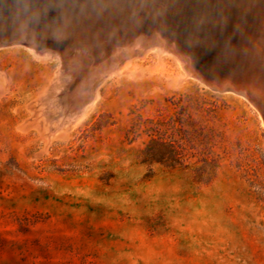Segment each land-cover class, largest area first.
<instances>
[{
	"label": "rangeland",
	"instance_id": "rangeland-1",
	"mask_svg": "<svg viewBox=\"0 0 264 264\" xmlns=\"http://www.w3.org/2000/svg\"><path fill=\"white\" fill-rule=\"evenodd\" d=\"M36 1L28 6L37 10ZM46 1L36 17L47 33L63 22L65 39L84 41L83 7ZM96 1L92 11L116 18L118 4ZM26 6L12 18L36 31ZM52 9L53 18L43 13ZM126 15L99 21V56L113 49L111 27H124ZM216 22L201 38L204 52L227 58L236 45L222 46ZM186 34L177 30L204 50ZM158 48L124 57L84 98L74 87L93 79L84 62L66 68L52 49L0 45V264H264V109ZM259 51L241 67L263 64ZM93 61L94 69L103 62Z\"/></svg>",
	"mask_w": 264,
	"mask_h": 264
},
{
	"label": "bare ground",
	"instance_id": "bare-ground-1",
	"mask_svg": "<svg viewBox=\"0 0 264 264\" xmlns=\"http://www.w3.org/2000/svg\"><path fill=\"white\" fill-rule=\"evenodd\" d=\"M29 1L30 0H0V45L23 43L30 48H33L36 52L40 51L42 54L52 49L58 52L59 56H63V65L66 68H73L74 65L77 66L81 62H84V64L88 66L86 70L90 72V76H92L89 79H93L89 81L87 80L84 87L81 82H77V84L74 85L76 90H79L80 88L82 89L84 98L89 94H93L91 88L96 79L101 78L105 73L115 74L119 62L124 57L135 53H142V51H145L148 48L158 46V53H175V58L179 63L185 64L187 67L188 74L201 78L213 86H223V88H228L245 94L251 101L264 109V63L259 64L258 62H262L260 59V61L257 62L258 65L241 67V62L244 59L248 60V62L249 60L251 62H256L255 59L257 60V57L260 54L259 49L264 48L260 46L261 43L255 44L256 42H252L254 39V37L252 39V36H255L256 33H260V36H264V0H188V3H185L184 6L180 5L178 0H112L115 4L120 6L118 10H114L116 18H109L106 16L107 14H101L99 10L100 8H98L99 12L97 13L92 11L91 8L96 7L94 5L97 2L96 0H75L81 7H83L79 20H85L89 23V26H86L88 35L84 41H79L77 38L74 41H71L72 39L70 41L65 39L64 37L69 33H65L66 30H64L63 33L61 32L62 29H65L63 22H60L55 28L54 36L49 35L45 30L42 20L36 17L38 9L44 8L45 10H48V1H36L37 10L28 6ZM22 2L24 4L27 3L26 11H32L31 9L36 11L32 16L38 19L36 23L40 28H37L36 31L38 30V33L42 37V39L38 40L42 43L41 47L34 41L35 32L32 33V31L30 32L32 34L29 35L26 21L22 22V25H20L19 21L12 18ZM11 7L13 11L10 10ZM55 12L57 13L56 9H52L49 12L43 11L47 17L49 16L52 18L56 15ZM60 12H62V14H60L62 17L66 15L63 8L60 9ZM126 14L128 15L129 20L127 23H123L124 27H121L122 24L117 23H119L120 20L122 21ZM105 19H117V23L111 27V31L114 33L116 40L111 51L99 56L97 52L92 50V45L100 32L99 21ZM45 20L48 22V18L45 17ZM216 21L221 23V25L219 23L220 31H217L220 32L222 46L227 49L232 45H236L235 49H233L227 58L222 55L221 58L216 57L217 59L214 58V56L211 57V54H206V45L203 47L205 40H202L201 38L210 33L209 31L206 35L205 29L209 27L211 23L214 24L213 22ZM104 22L106 23V21ZM17 27L22 28V30L25 29V33H20L18 29H15ZM12 29L15 30L12 32ZM88 29L92 33H90ZM177 30L180 33V36L184 35L186 32V35H188V38L186 37L187 40H189L190 43H193V45L194 43H198V45L204 50H196L198 51L197 54L195 50L190 48L191 46L189 47V45L182 40V38H177ZM74 34L75 32L73 35ZM45 37L54 40V44L60 42L64 44V46L57 48L54 45L46 44V41L44 40ZM247 37H249L247 41L248 44H244L250 49L247 48L245 50L243 49V46L240 45V40L242 41ZM228 39H230V41L227 43ZM73 43L76 45V51L74 53L70 47ZM156 43H159V45H156ZM211 48L209 49L211 50ZM263 57L261 58L263 59ZM75 59L77 60L75 61ZM93 60H95V65L103 62L100 67L94 69L90 66V63ZM211 61H213V63H211ZM69 63H71V65H69ZM215 66H227L228 69L223 70L219 75V73L216 72L218 69L215 70L214 68ZM232 66H234V68L237 66L236 70L234 68L230 70ZM85 74H87V72ZM227 78L231 80V83L228 81L230 84H225L224 86L223 81ZM81 95L82 94H80V96ZM75 98L77 99V96H75Z\"/></svg>",
	"mask_w": 264,
	"mask_h": 264
},
{
	"label": "water",
	"instance_id": "water-1",
	"mask_svg": "<svg viewBox=\"0 0 264 264\" xmlns=\"http://www.w3.org/2000/svg\"><path fill=\"white\" fill-rule=\"evenodd\" d=\"M15 29H18L19 31H20V33H23L24 32V30H22V28H19V27H17V28H15ZM15 29H12V32L15 30ZM29 29V35L30 34H32V33H34V41L37 43V45L38 46H42V43L40 42V41H38L39 39H42V37L40 36V34L37 32V31H35V30H33L32 28H28ZM33 31V32H32ZM27 32V31H26ZM30 32H32V33H30ZM25 33V32H24ZM44 40L46 41V44H51V45H54L55 47H57V48H60L61 47V44L62 43H60V42H58L57 44H54V40H51V39H49V38H44Z\"/></svg>",
	"mask_w": 264,
	"mask_h": 264
},
{
	"label": "trees",
	"instance_id": "trees-1",
	"mask_svg": "<svg viewBox=\"0 0 264 264\" xmlns=\"http://www.w3.org/2000/svg\"><path fill=\"white\" fill-rule=\"evenodd\" d=\"M151 143H159V140H156L155 138H153ZM160 143H162V142H160ZM162 145H167L168 147H175L174 144L170 143V142L168 144H162ZM147 147H149V146H147Z\"/></svg>",
	"mask_w": 264,
	"mask_h": 264
}]
</instances>
